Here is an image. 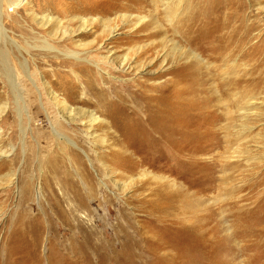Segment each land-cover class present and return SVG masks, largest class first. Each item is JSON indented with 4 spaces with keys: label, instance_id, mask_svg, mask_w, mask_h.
I'll return each instance as SVG.
<instances>
[{
    "label": "rangeland",
    "instance_id": "obj_1",
    "mask_svg": "<svg viewBox=\"0 0 264 264\" xmlns=\"http://www.w3.org/2000/svg\"><path fill=\"white\" fill-rule=\"evenodd\" d=\"M15 1L0 0V264H264V85L229 87L264 70V0ZM237 13L255 62L209 60ZM144 17L165 35L132 34Z\"/></svg>",
    "mask_w": 264,
    "mask_h": 264
},
{
    "label": "bare ground",
    "instance_id": "obj_2",
    "mask_svg": "<svg viewBox=\"0 0 264 264\" xmlns=\"http://www.w3.org/2000/svg\"><path fill=\"white\" fill-rule=\"evenodd\" d=\"M23 1H25V0H17L14 3L13 2H10V4L8 5V9H11L12 12L15 11V8L16 7L18 8V6H20L23 3ZM162 1H163V5H165V10H167L166 7L168 6V1H171V0H162ZM165 1H167V2H165ZM218 2H220V1H218ZM218 10H221V9H218ZM217 13L219 14V12H217ZM2 14H3L2 5L0 4V26H1V17H2ZM170 14L173 15V12L170 11ZM208 14H209V8L208 9L207 8L204 9L203 12L201 13V15L204 18H206V19H208ZM241 17L242 16L241 15H238V13L235 16L232 15V14H230L225 24L218 22L219 25H217L216 30H214L211 33V37L214 38V39H213L212 44H211L212 52L208 56V59L209 60H211L213 62L223 63V62L226 61L227 58H233V57L236 56V53H239L238 54L239 55V58H241L242 60H245V63L248 62L249 63L248 66L254 61V59L256 58L255 49L251 45H249V35L250 34L248 32V29L249 30L252 29V25L251 24L250 25H246L244 23V21H241V19H242ZM122 18H123L122 21H126V20L127 21H130L129 17H127V19L125 17H122ZM145 19L146 18L144 17V18H140L137 21V25H138L137 26V29L132 34L136 35V33L147 32V34H145V35H142L141 34L142 36L141 37L138 36V38L146 39L148 41L149 40L158 39L162 35H165V31L162 30L158 26V23H157L156 20H154V19L151 18V19H149L148 22L145 23L144 22ZM213 20H216V19H213ZM107 24H108V22L107 21H104V26H103L104 31L103 32H104V35L106 37H110L114 33L115 27L113 25H111V24H109V25H107ZM152 26H155V27H153V29H152L153 32H150V28ZM192 26H194V24L192 25V23H191L190 26H186V28L183 29L182 36L180 37V39L182 38L184 40V39H188L189 37H191V36H189V34H191L192 32H194L193 29H192ZM82 28H83V30L86 29L85 26H84V24H81L79 31H81ZM199 29H201V28H199ZM63 34H64V36H66L67 32H65ZM126 38H129V37H126ZM134 38H136V37H134ZM168 42L169 41H167V38H164V37L160 40V44L162 46L165 45ZM98 45H97V47H99ZM171 47H172V51L173 52H176L177 51L176 44L175 45L172 44ZM102 48H104L107 51V55H109V54L112 53L110 50H107V46H102ZM243 48H244V50H243ZM145 53L146 52L142 51V52H140L139 56L144 55ZM193 58L195 59L196 57H193ZM111 59H112V56L111 57H110V55L109 56H106V60H111ZM111 61L114 62L115 60L113 59ZM125 61H127V60H125ZM129 61L130 60L128 59V62ZM194 65L191 64L190 67H195ZM259 69L260 68L257 67V65H256V67H253L252 66V68H250L249 71L246 70L247 72H245V73L243 72V74L236 73L234 75V76H238V77H237V79H235L234 81H232L229 84V87H230V89H233V90L238 91L237 92L238 94H236V97H238V95H240V96L241 95H245L246 93H249L251 91L253 92L256 89H259L261 86L264 85V70H261L260 71V74H258L257 76L254 75V74H256L257 71H259ZM247 75H249V77H247ZM231 102H233V100ZM94 121H95L94 119H91L90 122H89V124L92 125L94 123ZM89 249H90V247H89Z\"/></svg>",
    "mask_w": 264,
    "mask_h": 264
}]
</instances>
